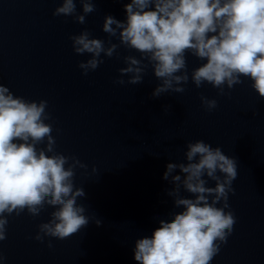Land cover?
I'll return each instance as SVG.
<instances>
[{
	"label": "water",
	"instance_id": "obj_1",
	"mask_svg": "<svg viewBox=\"0 0 264 264\" xmlns=\"http://www.w3.org/2000/svg\"><path fill=\"white\" fill-rule=\"evenodd\" d=\"M127 2L95 0L96 11L81 25L73 17L53 15L59 0H0V83L14 95L48 102L46 122L53 126L56 151L88 165L76 169L74 184L84 188L86 197L78 203L92 218L64 240L37 241V226L50 218L52 208L37 217L26 211L8 216L7 238L0 241L2 264H139L135 241L151 237L160 219L180 211L166 192L172 188L162 178L166 164L185 162L187 142L197 139L238 162L235 191L228 198L236 224L211 264H264V98L245 77L225 88L228 95H218L207 83L197 88L191 70L203 61L190 53L185 91L159 98L151 97L159 81L150 65L141 84L114 83L125 66L122 57L139 58L123 46L119 57H103L96 70L82 75L78 62L88 54H76L69 36L87 28L91 36L118 44L102 31L103 18L124 21ZM76 6L82 12L79 0ZM201 95L216 99L217 107L207 111ZM181 195L191 194L182 189ZM95 219L101 220L99 227Z\"/></svg>",
	"mask_w": 264,
	"mask_h": 264
},
{
	"label": "clouds",
	"instance_id": "obj_2",
	"mask_svg": "<svg viewBox=\"0 0 264 264\" xmlns=\"http://www.w3.org/2000/svg\"><path fill=\"white\" fill-rule=\"evenodd\" d=\"M79 3L82 12L76 0H59L53 15L73 17L83 25L86 15L96 11L95 0ZM124 9V21L106 15L102 23V31L118 44L91 36L87 28L69 36L76 54H88L78 62L82 75L96 70L103 57H119L123 46L138 52L139 58L123 56L125 66L117 70L114 83L141 84L150 65L159 81L151 97L159 98L185 91L190 53L203 61L191 70L197 88L207 83L218 95H228L225 88L243 83L245 77L264 98V0H129ZM200 101L207 111L217 107L214 98L201 95ZM47 107L46 100L14 95L0 83V241L7 238V217L12 214L26 211L37 217L46 207L53 209L50 218L38 224L37 241L64 240L92 219L78 203L86 197L84 188L74 184L76 169L86 170L88 165L56 151ZM170 108L163 106L165 112ZM184 158L185 162L167 163L162 174L172 184L167 195L180 211L160 219L151 237L135 241L134 259L139 264H211L236 224L228 198L235 191L237 158L201 139L187 142ZM182 189L191 195H181ZM94 223L99 227L102 222ZM48 247H53L51 241ZM3 260L0 253V264Z\"/></svg>",
	"mask_w": 264,
	"mask_h": 264
}]
</instances>
